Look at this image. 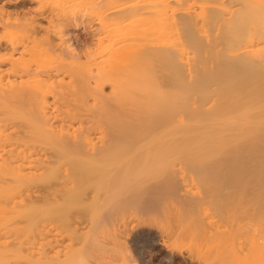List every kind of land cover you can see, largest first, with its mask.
Returning <instances> with one entry per match:
<instances>
[{"label":"bare ground","instance_id":"bare-ground-1","mask_svg":"<svg viewBox=\"0 0 264 264\" xmlns=\"http://www.w3.org/2000/svg\"><path fill=\"white\" fill-rule=\"evenodd\" d=\"M175 3L185 12H169ZM104 5L92 3L100 28L85 58L108 53V41L126 44L109 71L79 77L70 64L43 66L53 55L82 59L74 20L49 0H0V189L39 178L19 192L38 201L37 251L12 246L5 264H130L115 260L124 239L144 259L138 243L146 241L168 264H241L260 255L262 264L264 74L203 107L184 106L181 86L163 89L143 71L161 60L179 77L190 74L183 54L176 63L144 42L154 27L173 25L203 37L200 25L211 20L239 39L228 58L254 62L264 54V0H147L115 17L99 15ZM68 75L74 82L60 84ZM238 235L248 241L237 256Z\"/></svg>","mask_w":264,"mask_h":264},{"label":"rangeland","instance_id":"rangeland-1","mask_svg":"<svg viewBox=\"0 0 264 264\" xmlns=\"http://www.w3.org/2000/svg\"><path fill=\"white\" fill-rule=\"evenodd\" d=\"M49 1L53 10L58 14L63 13L67 19L69 18V21L74 20L77 24L76 35L81 42L80 51L83 57L80 61L72 63L67 57L65 60L68 62L63 60L60 56L53 55L47 57L46 60L43 61L44 68L53 69V67L60 64H70L72 67L75 66V71H78L79 77H86V75L91 72L109 71L112 67L111 56H114L113 53H117L118 49L123 47L126 42L115 44L108 41L106 43V46L110 47V51H107L108 53L102 54L91 61L85 58V54L91 51L97 44V40H95L93 33L100 28L99 18L93 13L95 9L92 7V3L94 0H74L70 4H65V0ZM95 1H97V3H102V5L104 2L105 5L100 10L105 13L102 11L99 13V15H103V17H107L109 14L115 17L118 15L115 14L117 12L120 14V12L135 10L147 4V0ZM186 8V5H178L175 3L172 4L168 10L169 12H180L184 11ZM0 14H2L1 10ZM106 20L105 18L104 22H106ZM132 29L139 30L137 26H134ZM200 30L203 37H200L195 33L196 31L188 25L162 26L151 29L144 43L156 50L162 49L166 51L168 55L172 57V61L175 60L176 63H178L179 58L182 57L181 54H183L184 59L188 61L192 67V71L188 75L182 74L181 77H179L173 69H169L164 62L159 60L154 61L150 67H146L143 71V75L145 74V76L148 75L149 77L153 76L157 82L156 86L158 84V87L161 86L163 89L167 88L172 90L177 86H181L185 93L183 97L184 106L200 105L203 107L220 104V98L229 90H235V96L239 95L242 89L251 88L250 85L254 78L260 76L262 78V74H264V54L258 56L254 62L250 61L249 63L243 60H232L225 55L228 48L239 44V39L236 37L234 38L232 31L224 26L218 29L217 25L212 20L201 24ZM0 37H3L2 32H0ZM19 38L25 42L28 39V35L22 34ZM133 50H135V48ZM173 62L171 63L173 64ZM128 70L129 67L127 66H122L121 68L122 72H128ZM74 80L75 77L73 75H68L66 77L61 76L58 79L59 83L62 85L72 84ZM106 90L107 92H111V87L108 86ZM134 92L138 93L139 90L134 88L131 90V93ZM92 103L91 100L89 104L92 105ZM78 112L83 113L84 111L80 109ZM96 127L100 128V126ZM49 179L50 174L48 173L46 181H49ZM38 184L39 178L37 174L32 173L26 176L24 182L20 186V188L22 187L21 189L17 187L0 189V200L3 199L0 205L2 207V209H0V264L6 263V251L12 246L16 247L17 250H21L25 255L30 251H37L39 236V223L37 218L38 201L26 199L25 196H19V192L23 189H34ZM247 239L248 237L244 235H238L236 237V243L234 244L235 255L238 256L241 254L238 249H243L245 247V243L248 241ZM123 241H125V243ZM122 243V247H119L122 252L120 255H117L118 257H116L115 260L128 257L126 260L130 264H168L160 260L156 253L150 252L147 246L148 243L144 240H141L138 244L142 245L144 249V255L146 254L145 259L142 258L140 254L137 255L138 253L134 250L136 245L130 239H124ZM244 257L245 256H241V258ZM259 260H261V255ZM259 260H246L244 258L241 260L243 262L241 264H261L263 259L261 262ZM75 263L77 262L74 261L69 264ZM103 264L109 263L106 261L105 263L103 262ZM170 264H185V261L181 258L179 260L178 258ZM186 264L188 263L186 262ZM229 264L240 263L231 261ZM262 264H264V262Z\"/></svg>","mask_w":264,"mask_h":264}]
</instances>
